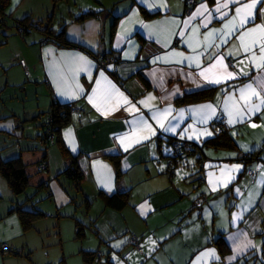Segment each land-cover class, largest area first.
I'll use <instances>...</instances> for the list:
<instances>
[{
  "label": "crops",
  "instance_id": "1",
  "mask_svg": "<svg viewBox=\"0 0 264 264\" xmlns=\"http://www.w3.org/2000/svg\"><path fill=\"white\" fill-rule=\"evenodd\" d=\"M9 1L0 158H20L29 182L13 195L0 176V245L13 251L0 264H264V0H195L190 15L185 0ZM26 17L37 28L15 26ZM54 104L74 108L46 144L34 119ZM220 131L230 146H207ZM170 142L195 152L169 164ZM126 191L123 208L106 205ZM21 212L42 216L25 229Z\"/></svg>",
  "mask_w": 264,
  "mask_h": 264
},
{
  "label": "trees",
  "instance_id": "2",
  "mask_svg": "<svg viewBox=\"0 0 264 264\" xmlns=\"http://www.w3.org/2000/svg\"><path fill=\"white\" fill-rule=\"evenodd\" d=\"M57 1H59V0H53L54 5L56 4ZM9 5H10L9 0H0L1 21L3 20V17L5 15L6 10L9 7ZM15 26H22L25 29V32H26L27 28H37V26H35L32 22H30L27 17L23 18ZM44 32L46 33V35H48V37L53 38L55 41L57 40L58 43L61 45L73 46V44L69 43L64 38L63 29L58 34H53L51 30H48V26H47ZM211 93H212V90L197 92V93H193L189 96H186V97L180 99L179 101L180 102L201 101V100H205V99L209 98L212 95ZM71 109H72V106H67V105L64 106V105L54 104L53 109L46 112V113H50L52 115L51 117H52V123L54 126V128H53L54 139H55V136H56L57 132L59 131L60 127L68 122ZM42 116L43 115L36 117L34 119V121L39 119L42 130H43V140L45 141V143L46 144L47 143H53L54 140H53V142H49V141H47V139L45 137V126H44V121L42 119ZM170 145H172V147H174L175 143L170 142ZM206 145L212 146L214 148H219V147L220 148H227L228 146H230V142H229V139H228L226 133L223 131H220L213 139L207 141ZM193 152H195V151H192V148L190 147V145H188L187 148L182 147V148L176 149V150H174V156H172L171 158H168V162H169V164H172L178 158L180 159V158L184 157V155H188V156L192 155ZM108 158L113 162V165L115 166V170H116V176L119 177L121 174L119 158L114 157V156H109ZM66 174L75 182L76 185H78V182L81 179V174L78 172V170L75 167L70 166L67 169ZM0 176L5 180V182L7 183L8 187H9V189L13 195L22 194L26 190V188L28 187L29 176L27 175L26 170H25V166L21 162L20 158L19 159L18 158L12 159L9 161H3L0 158ZM128 196H129V193L127 191L122 192V193L113 194V195L107 197L106 205L110 206L112 208L121 209L127 204ZM41 216H42V214L39 212H35V213L21 212L20 213L21 223L25 229L29 228L31 226L32 222H34V220H36L37 218H40ZM215 243H216L217 247L219 248V251L221 253H225L226 248H225V245H224L222 239L221 238L217 239V241ZM254 257L255 256L249 257L248 259H246L243 262V264H249V261L252 260ZM251 264H255V263H251Z\"/></svg>",
  "mask_w": 264,
  "mask_h": 264
},
{
  "label": "built area",
  "instance_id": "3",
  "mask_svg": "<svg viewBox=\"0 0 264 264\" xmlns=\"http://www.w3.org/2000/svg\"><path fill=\"white\" fill-rule=\"evenodd\" d=\"M196 6V1L195 0H185L184 3V14L185 15H190L194 9V7ZM20 31H23L22 29H19ZM109 62H114L113 59H110ZM97 66L99 69H106V62L102 59V58H97ZM74 107L72 106V109ZM52 115L50 113H45L42 116V119L44 121V126H45V137L47 139V141L49 142H53L54 140V133H53V123H52ZM218 125L219 126H224V120L222 117L219 118L218 120ZM187 148L188 145L184 144V143H180V142H176L174 147L170 148L168 150V152L166 153V157L171 158L172 156H174V150L179 149V148ZM40 170L45 168V164L42 163L40 165ZM206 201V197H201L200 199H197L195 201V207H200L201 204ZM130 245L131 248L133 250H135L137 253L142 254L143 249L141 248L140 244H139V239L135 236H132L130 239ZM0 250L3 253H12L13 251H11L5 244L0 245ZM98 257V255H96Z\"/></svg>",
  "mask_w": 264,
  "mask_h": 264
},
{
  "label": "snow or ice",
  "instance_id": "4",
  "mask_svg": "<svg viewBox=\"0 0 264 264\" xmlns=\"http://www.w3.org/2000/svg\"><path fill=\"white\" fill-rule=\"evenodd\" d=\"M236 2L238 3L239 0H236ZM227 6H228L227 4L222 5V7H227ZM254 7H255V4H254V3H252V4H245V5H243L241 8H238V9H237V14L239 15L240 12H242L244 9H249V10H251V9H253ZM216 11H220V8L218 7V8L216 9ZM249 17H251V12H250V11H249L248 15H247L244 19L241 20V23H242V24L245 23L246 20H247ZM253 31H257V30L254 29ZM258 31H259L260 33L264 34V26L260 27V28L258 29ZM241 39H243V37H241ZM261 39L264 40V35H261ZM255 43H256V41H253V44H255ZM261 48L264 49V44L261 45ZM247 50H248V47L245 46V51H247ZM262 59H264V57H262ZM197 66H199V65H197ZM201 75H204V73H201ZM228 75L231 76L232 74H231V73H228ZM206 78H207V77H206ZM214 82H217V83H218L219 81L217 80V81H214ZM249 87H250V86H249Z\"/></svg>",
  "mask_w": 264,
  "mask_h": 264
},
{
  "label": "rangeland",
  "instance_id": "5",
  "mask_svg": "<svg viewBox=\"0 0 264 264\" xmlns=\"http://www.w3.org/2000/svg\"><path fill=\"white\" fill-rule=\"evenodd\" d=\"M38 25V27H40V28H42L41 30H43L44 29V25H42V24H37ZM55 28V27H54ZM16 32V29L14 28V27H10L9 28V30H8V32L7 33H10V34H13V32ZM41 34H40V32L39 31H32L27 37H32V38H34L35 36H40ZM21 37H22V35H21ZM26 37V36H25ZM191 160V159H190ZM193 160V159H192Z\"/></svg>",
  "mask_w": 264,
  "mask_h": 264
},
{
  "label": "water",
  "instance_id": "6",
  "mask_svg": "<svg viewBox=\"0 0 264 264\" xmlns=\"http://www.w3.org/2000/svg\"><path fill=\"white\" fill-rule=\"evenodd\" d=\"M98 258V257H97Z\"/></svg>",
  "mask_w": 264,
  "mask_h": 264
}]
</instances>
